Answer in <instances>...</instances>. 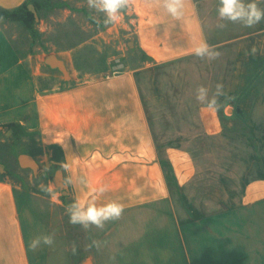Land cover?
Listing matches in <instances>:
<instances>
[{
    "label": "crops",
    "instance_id": "0c3cea01",
    "mask_svg": "<svg viewBox=\"0 0 264 264\" xmlns=\"http://www.w3.org/2000/svg\"><path fill=\"white\" fill-rule=\"evenodd\" d=\"M22 1L0 0V6L14 8ZM130 2L144 20L137 46L152 61L194 54L201 42L212 46L202 16L212 0H184L179 19L166 12L162 0ZM69 72L71 80L83 79ZM58 74L63 78L56 68L31 74L0 24V125L47 129L49 145L62 151L53 164L67 166L64 180L76 201L90 200L93 187L106 185L97 205H124L120 219L86 229L88 241L101 242L92 264H264V172L247 180L235 205L184 211L162 166L134 72L43 87ZM258 101L262 111L264 97ZM52 208L49 198L11 175L0 177V264H44L47 245L32 258L27 233L32 239L46 235Z\"/></svg>",
    "mask_w": 264,
    "mask_h": 264
},
{
    "label": "rangeland",
    "instance_id": "374dc122",
    "mask_svg": "<svg viewBox=\"0 0 264 264\" xmlns=\"http://www.w3.org/2000/svg\"><path fill=\"white\" fill-rule=\"evenodd\" d=\"M212 1L205 2L202 16L211 47L220 52L214 60L191 54L152 61L137 46L144 20H139L131 2L121 20L108 27H98L90 19L85 0H23L9 10L25 6L33 13V23L3 19L0 24L31 74H52L45 59L56 54L67 62L68 70L83 78L71 80L70 72L63 78L51 76L50 84L43 85L47 89L60 82L69 86L133 71L179 207L205 212L237 204L247 180L264 172V108L263 112L257 108L264 97V22L254 28L228 22L220 29L218 0ZM96 15L102 19V14ZM217 83L234 99L221 97L225 107L213 111L198 103L195 95L200 85L209 87L211 95ZM23 153L36 159L38 171L21 170L18 158ZM61 156L59 148L49 145L47 129L33 130L20 122L0 125V177L9 174L52 202L45 233L54 235V244L46 246L44 264H92L95 248L89 247L86 229L69 223L67 208L77 201L64 180L63 165L53 164ZM57 171L64 188L55 181ZM27 234L30 244L32 235ZM35 253L31 250L34 259Z\"/></svg>",
    "mask_w": 264,
    "mask_h": 264
},
{
    "label": "clouds",
    "instance_id": "9594fccd",
    "mask_svg": "<svg viewBox=\"0 0 264 264\" xmlns=\"http://www.w3.org/2000/svg\"><path fill=\"white\" fill-rule=\"evenodd\" d=\"M86 6L92 19L99 27L103 25L108 27L114 25L121 20V17L130 10V0H85ZM163 7L166 12L173 18L179 19L183 15L184 0H162ZM264 0H218L217 16L221 23L217 25L218 28L224 29L227 23H240L246 28H254L261 22H264ZM96 14H102V19H98ZM194 54L200 59L214 60L220 56V52L216 51L206 42L199 43L194 48ZM224 97L226 101L234 99L228 96L224 91L222 83L215 85V90L200 85L196 88L195 99L198 103L204 105L206 108L213 111H220L225 104L221 102L220 98ZM66 168V165H63ZM86 184L83 178L80 181ZM108 190L106 185H98L91 189L93 197L86 202H73L67 208L69 223L73 225H80L84 229L92 226L103 229L105 224L109 221L120 219L124 212V205L110 201L101 205H97L96 198L103 195ZM43 245L52 246L54 244V235L46 234L34 238L29 247L33 250ZM101 242L93 240L89 247H96L99 249ZM73 254L76 253V247L73 245ZM111 259H115L112 257Z\"/></svg>",
    "mask_w": 264,
    "mask_h": 264
},
{
    "label": "water",
    "instance_id": "95a60500",
    "mask_svg": "<svg viewBox=\"0 0 264 264\" xmlns=\"http://www.w3.org/2000/svg\"><path fill=\"white\" fill-rule=\"evenodd\" d=\"M45 61L50 67L59 69L64 74L65 77L69 75V70L66 67L65 61L56 54L48 55ZM25 158H27V160H25ZM18 160L22 167L31 168L35 172L38 171L39 164L32 155L23 153L19 156ZM59 172L61 171L56 172L55 181L60 187L64 188L65 187L64 182H62V180L59 181L56 179ZM88 262L89 261H86L84 264H88Z\"/></svg>",
    "mask_w": 264,
    "mask_h": 264
},
{
    "label": "trees",
    "instance_id": "16d2710c",
    "mask_svg": "<svg viewBox=\"0 0 264 264\" xmlns=\"http://www.w3.org/2000/svg\"><path fill=\"white\" fill-rule=\"evenodd\" d=\"M19 11H24L21 14ZM9 10L0 6V21L3 19H22L28 25H31L34 21L33 13L28 10L25 6L20 8V10Z\"/></svg>",
    "mask_w": 264,
    "mask_h": 264
},
{
    "label": "bare ground",
    "instance_id": "6f19581e",
    "mask_svg": "<svg viewBox=\"0 0 264 264\" xmlns=\"http://www.w3.org/2000/svg\"><path fill=\"white\" fill-rule=\"evenodd\" d=\"M25 160H27V158H25ZM60 177H61V173L59 172L58 176L56 177V179L60 181ZM88 264H90V262H88Z\"/></svg>",
    "mask_w": 264,
    "mask_h": 264
}]
</instances>
